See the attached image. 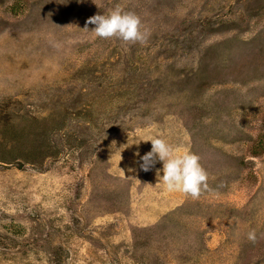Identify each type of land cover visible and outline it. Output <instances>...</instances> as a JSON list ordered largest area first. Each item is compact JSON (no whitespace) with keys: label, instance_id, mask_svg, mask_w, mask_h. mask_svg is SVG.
<instances>
[{"label":"rangeland","instance_id":"374dc122","mask_svg":"<svg viewBox=\"0 0 264 264\" xmlns=\"http://www.w3.org/2000/svg\"><path fill=\"white\" fill-rule=\"evenodd\" d=\"M117 8L144 42L83 30ZM0 264H264V0H0Z\"/></svg>","mask_w":264,"mask_h":264},{"label":"clouds","instance_id":"9594fccd","mask_svg":"<svg viewBox=\"0 0 264 264\" xmlns=\"http://www.w3.org/2000/svg\"><path fill=\"white\" fill-rule=\"evenodd\" d=\"M87 25H93L91 31ZM86 30L101 39L116 38L125 45L144 42L146 33L141 31V20L132 12H122L119 8L107 15H94L86 21ZM151 149L139 157V169L150 171L157 162L162 164L158 170V183L168 192H180L193 199L199 197L202 188L206 187L207 174L200 164V157L188 149L178 150L160 136H149L146 140ZM133 145V144H132ZM139 155V153H135ZM162 173V175H159ZM249 240H254L252 233Z\"/></svg>","mask_w":264,"mask_h":264}]
</instances>
